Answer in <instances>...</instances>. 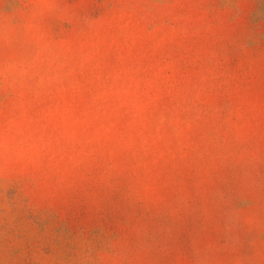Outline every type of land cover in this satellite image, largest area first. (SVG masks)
<instances>
[{"label":"rangeland","instance_id":"obj_1","mask_svg":"<svg viewBox=\"0 0 264 264\" xmlns=\"http://www.w3.org/2000/svg\"><path fill=\"white\" fill-rule=\"evenodd\" d=\"M0 264H264V0H0Z\"/></svg>","mask_w":264,"mask_h":264}]
</instances>
